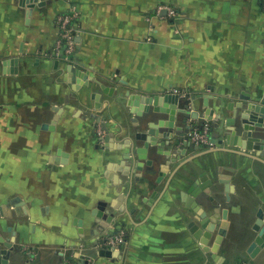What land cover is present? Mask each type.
I'll list each match as a JSON object with an SVG mask.
<instances>
[{"label":"crops","instance_id":"1","mask_svg":"<svg viewBox=\"0 0 264 264\" xmlns=\"http://www.w3.org/2000/svg\"><path fill=\"white\" fill-rule=\"evenodd\" d=\"M262 1L0 0V264H227L231 227L250 228L248 239L236 235L247 257L264 254L249 251L264 227V163L227 151L195 157L204 148L185 144L125 156L136 132L167 128L153 103L141 100L152 113H136L133 96L174 89L184 93L171 128L181 141L206 122L212 138L229 119L241 132L245 118L244 137L264 141V122L246 113L264 106ZM159 5L178 14H157ZM74 7L78 47L58 59L56 18ZM248 151L264 158V148ZM203 171L210 192L196 200L208 215L219 209L207 226L209 247L223 235L218 261L191 231L200 223L186 203ZM122 228L126 245L105 249Z\"/></svg>","mask_w":264,"mask_h":264},{"label":"water","instance_id":"2","mask_svg":"<svg viewBox=\"0 0 264 264\" xmlns=\"http://www.w3.org/2000/svg\"><path fill=\"white\" fill-rule=\"evenodd\" d=\"M185 98V96H182ZM196 97V96H193ZM181 98L179 93L176 92H168L164 95H156V96H141V95H134L132 104L139 105L140 111H137L139 115H143V113H146V115H149L150 113H166L167 118L166 119H160V124L166 125L167 128H163V133L160 134L158 131L157 126L154 123L148 124L147 130L145 131H139L136 132L132 139V142L129 143L131 152L126 156V158L131 157L132 159H145L148 155L149 148L152 145H158L160 146V149L162 145H170L174 146L178 149V146L181 144L185 145H191L195 149L201 148L199 145H196L193 143L188 136L185 137L184 141H181L180 137L174 136V133L171 131L172 126L174 125V119L177 109V102ZM141 100L144 101V103L147 104H154V108L152 112L149 113V108L147 106L144 107L143 104H141ZM131 102V101H130ZM163 103L167 104V107L163 106ZM143 109V111H142ZM246 113L252 114L251 116H259L257 117V121L262 123L264 122V117L262 115H259L260 113L264 115V106L257 105V104H248ZM182 112L186 113V119L188 117H192L196 119L198 115H196V111H193V114L191 116V109H189V106L186 105L184 109H182ZM234 123V119H229L227 121V127L226 130L222 132V138L220 139L218 136L212 138V142L214 143V146L211 148H204L202 150H199L195 157H199L201 155L217 152V151H227L232 153H237L243 156L250 157L252 159H256L258 161H261L264 163V158L261 156V152L251 153L248 150L256 149L261 150L264 148V141H260L256 138H252L251 135L249 137H244L245 130L253 129V123L249 121L248 119H243L241 125V132H238L237 129L234 127L232 128V124ZM157 128V129H156ZM190 130V129H189ZM110 138V135L106 136V140ZM159 138H162L163 141L159 143ZM173 140V141H172ZM136 141L139 142V144H136ZM182 142V143H180ZM225 144V145H224ZM234 146H237V148ZM240 148H239V147ZM159 149V151H161ZM170 152V151H169ZM166 153V152H165ZM169 154V153H168ZM193 159V158H192ZM58 160V159H57ZM172 161H175V159H172ZM191 159H187L181 163L180 166L184 165L185 163L190 162ZM150 162V161H149ZM170 161L166 162V165H169ZM139 168L141 166H138ZM209 183V184H208ZM212 183V180H210L208 173L203 171L201 172L198 177L193 181V183L190 185L188 190L186 191L188 195V199L186 200L187 205L193 209V211L196 213V220L199 221L200 224L196 223V227H192L191 231L193 232L196 239L199 241L202 248H204L206 251H209L211 253V256L216 260L223 259V256L219 254V248L220 244L223 238V235L221 233L216 234L215 241L213 245L209 247V240L212 236L211 228H207L208 224L210 222H217L219 215V209L216 208L214 215H208L207 212L204 210V208L198 203L196 200V197L198 194L202 191L210 192V185ZM208 184V185H207ZM207 185V186H206ZM184 191L182 192L183 195L186 194ZM102 208V206H101ZM100 214V213H99ZM1 240V238H0ZM261 248H264V227L260 231V234L258 235L256 242H254L250 247L249 251L251 252V255L254 256L256 252H258ZM3 264H6V261L4 260L2 262Z\"/></svg>","mask_w":264,"mask_h":264},{"label":"built area","instance_id":"3","mask_svg":"<svg viewBox=\"0 0 264 264\" xmlns=\"http://www.w3.org/2000/svg\"><path fill=\"white\" fill-rule=\"evenodd\" d=\"M262 7L264 8V0L262 1ZM163 11L168 16L174 17L178 14L176 9L169 5H159L156 8V13L160 14ZM79 12L74 7L67 12L60 13L56 18V26L58 28V39L51 54L60 59H68L72 56L78 47V33L79 28ZM176 93H182L180 89H174ZM184 94V93H183ZM203 128L199 129V125H193L190 130L189 139L196 145L203 148H211L214 146L212 137L210 135L209 126L203 123ZM127 243L126 229L122 228L117 231L111 232L106 235L102 241V246L110 251H118ZM68 264H83L78 261H70Z\"/></svg>","mask_w":264,"mask_h":264},{"label":"rangeland","instance_id":"4","mask_svg":"<svg viewBox=\"0 0 264 264\" xmlns=\"http://www.w3.org/2000/svg\"><path fill=\"white\" fill-rule=\"evenodd\" d=\"M180 94H183V92ZM249 208L250 210L248 211H250V213L252 214L253 213L252 208L251 207ZM255 214L256 213L253 214V218L255 219L254 221H256V219L258 218ZM240 220H241V217L239 218V221ZM250 232L251 230L249 227H234V228L231 227L230 228L228 237L226 238V242L224 243L225 255L229 260L227 264H264V254H262L260 257L258 256V258H255V260H252L249 257H247V255L244 254V249L247 248L248 246L247 243H240L238 241V238H237L238 236H241L243 240L248 239L251 234ZM196 257H197L196 258V261H197L200 256H196ZM197 262H199V260Z\"/></svg>","mask_w":264,"mask_h":264},{"label":"trees","instance_id":"5","mask_svg":"<svg viewBox=\"0 0 264 264\" xmlns=\"http://www.w3.org/2000/svg\"><path fill=\"white\" fill-rule=\"evenodd\" d=\"M208 126H209V131H210V135H212V131H214L215 127H214V124L211 123V122H207ZM203 128V125H199V129H202ZM202 147V146H201Z\"/></svg>","mask_w":264,"mask_h":264}]
</instances>
